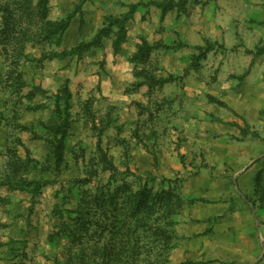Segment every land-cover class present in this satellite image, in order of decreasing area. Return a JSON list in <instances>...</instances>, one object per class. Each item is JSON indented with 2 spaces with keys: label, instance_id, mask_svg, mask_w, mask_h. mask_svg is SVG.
Instances as JSON below:
<instances>
[{
  "label": "rangeland",
  "instance_id": "374dc122",
  "mask_svg": "<svg viewBox=\"0 0 264 264\" xmlns=\"http://www.w3.org/2000/svg\"><path fill=\"white\" fill-rule=\"evenodd\" d=\"M80 1L0 0V122L8 134L0 264H97L102 243L93 230L77 232L69 210L84 190L110 185L131 195L145 184L181 196L174 249L204 239L216 261L209 264H264V0H190L166 13L152 2L180 0H88L57 33L54 23ZM133 5L119 44L115 26L99 45L75 51L106 17H123ZM143 39L155 48L140 60ZM57 72L73 105L59 164L36 138L51 137L44 123L55 120ZM161 78L171 80L160 86ZM14 153L31 163L19 160L17 180L47 183L41 190L12 188L5 175ZM142 241L136 264H168L167 252Z\"/></svg>",
  "mask_w": 264,
  "mask_h": 264
},
{
  "label": "trees",
  "instance_id": "16d2710c",
  "mask_svg": "<svg viewBox=\"0 0 264 264\" xmlns=\"http://www.w3.org/2000/svg\"><path fill=\"white\" fill-rule=\"evenodd\" d=\"M48 1L49 0H40V3L47 5ZM87 1L88 0H81L65 19L54 23L57 33L64 34L65 31H67L71 22ZM189 1L190 0H180L176 5L173 3L156 1H153L152 4L162 8L166 13L176 8V6L179 8L184 7ZM194 2L200 3L198 0H194ZM134 8L133 5L129 13L125 14L123 17H106L103 26L98 30L95 38L90 42L81 43L76 47L75 51H83L99 45L101 39L110 35L115 26L119 27L117 37V44H119L125 36V24L131 20ZM154 48V46L149 45L148 42L143 39V44L139 47L137 59L143 60L147 56V53ZM64 55V52L61 53V56ZM170 80V78H161L159 79V85L161 86L168 83ZM72 107V93L69 88V81L65 80L61 87H59L58 92L54 95L52 114L55 120L50 124L44 123L51 137L44 138L36 136V138L43 139L50 145V151L55 158L56 164H59L62 159L66 141L70 135ZM20 127L24 130L28 129L25 125H20ZM18 142L22 143L21 140H18ZM12 156H16V158L9 162L10 171L5 175V178H7L8 182H11L13 189L19 188L20 190L33 192L32 190L39 191L47 184L40 183L35 179L17 180L22 169L21 163L23 162L15 153ZM103 160L104 163L107 164L105 169L110 170L112 172L111 176L115 177L117 169L114 164L107 160L106 156H103ZM23 164V166H31L29 159L28 162ZM79 182L86 184L87 181L81 180ZM73 186L74 183H69L68 189L71 190ZM119 190L118 187L114 189L111 188L110 185L97 193L84 190L77 208L75 210H69L70 213H76L75 217L69 218H72L71 220L74 221L77 232L80 233L83 231L84 235L92 236L91 230H93V235L97 234L98 240L102 243L101 247L95 248V251H99L100 255L103 257L102 261H99L97 264H127L129 262L136 264L133 256L135 252H138L139 248L141 250L139 245L143 242V238H148L147 242L153 246H150L151 250L156 252L159 248L160 251L158 254L163 255L164 258L166 255L164 252H167L168 255H166L165 260L166 263L170 264V254L174 249L172 243V228L176 223L174 220L175 215L179 214V210L183 203L181 196L179 194L176 195L173 189L154 193L153 189L146 184L131 195L119 192ZM64 225L71 228L70 225ZM60 234L59 231L51 234L49 237L50 241H56ZM129 253L133 257L132 260L127 257ZM212 262L216 261L186 260L178 264H209Z\"/></svg>",
  "mask_w": 264,
  "mask_h": 264
},
{
  "label": "crops",
  "instance_id": "0c3cea01",
  "mask_svg": "<svg viewBox=\"0 0 264 264\" xmlns=\"http://www.w3.org/2000/svg\"><path fill=\"white\" fill-rule=\"evenodd\" d=\"M1 65H0V71H1ZM56 73V72H55ZM52 78L54 79V83L57 85V88H59L63 84V80L61 81L59 79L58 72L57 74L52 75ZM56 91V90H55ZM8 134L6 133V128H4L3 123L0 122V160L2 158H5L6 156L2 155V152L6 146ZM1 195V193H0ZM5 196V195H3ZM1 218V215H0ZM2 221H6V218H3ZM250 228H241L242 235L243 231H248ZM245 233V232H244ZM205 242L204 239H198V240H192L188 241L184 240L182 243L178 245L173 251L171 252L170 259L173 263L179 262V261H186V260H192V261H208L213 260L208 259L209 257V247H206L203 243ZM246 241L242 242L245 243ZM243 245V244H240ZM246 245V244H245Z\"/></svg>",
  "mask_w": 264,
  "mask_h": 264
}]
</instances>
